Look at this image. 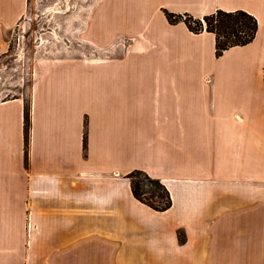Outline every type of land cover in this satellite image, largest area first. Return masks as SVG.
<instances>
[{
  "label": "crops",
  "instance_id": "1",
  "mask_svg": "<svg viewBox=\"0 0 264 264\" xmlns=\"http://www.w3.org/2000/svg\"><path fill=\"white\" fill-rule=\"evenodd\" d=\"M218 10L250 12L254 40L217 57L165 16ZM27 11L0 0V34ZM90 27L135 43L39 63L28 143L25 97L0 101V264H264V0H98ZM136 169L172 206L134 197Z\"/></svg>",
  "mask_w": 264,
  "mask_h": 264
},
{
  "label": "rangeland",
  "instance_id": "2",
  "mask_svg": "<svg viewBox=\"0 0 264 264\" xmlns=\"http://www.w3.org/2000/svg\"><path fill=\"white\" fill-rule=\"evenodd\" d=\"M97 1L28 0V11L18 26L0 34L5 47L0 51V101L23 94L25 105L30 106L32 73L41 62L72 55L83 60L115 57L135 43L119 37L112 46L102 47L89 39L90 17ZM152 14L148 16L154 17ZM142 58L140 64L147 66L148 60ZM128 65L135 62L131 60ZM129 75L134 81L138 72ZM150 187L147 184L145 189Z\"/></svg>",
  "mask_w": 264,
  "mask_h": 264
},
{
  "label": "trees",
  "instance_id": "3",
  "mask_svg": "<svg viewBox=\"0 0 264 264\" xmlns=\"http://www.w3.org/2000/svg\"><path fill=\"white\" fill-rule=\"evenodd\" d=\"M165 16L172 24L179 21L184 22L193 32L200 33L204 30L212 32L215 36V55L217 57L231 47L251 43L258 32L257 19L250 12L244 10H218L203 16L202 19L190 14L181 15L169 11H165ZM30 113V106L25 105L24 134L26 143H28V134L30 133ZM84 145L86 148L85 136ZM126 177L131 182V191L134 197L148 207L165 211L172 206L170 193L159 178L150 176L142 169L133 170ZM147 184L152 187L145 189ZM179 237L181 242L185 241V235L182 232H179Z\"/></svg>",
  "mask_w": 264,
  "mask_h": 264
},
{
  "label": "bare ground",
  "instance_id": "4",
  "mask_svg": "<svg viewBox=\"0 0 264 264\" xmlns=\"http://www.w3.org/2000/svg\"><path fill=\"white\" fill-rule=\"evenodd\" d=\"M57 35V34H56Z\"/></svg>",
  "mask_w": 264,
  "mask_h": 264
}]
</instances>
